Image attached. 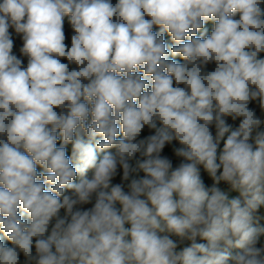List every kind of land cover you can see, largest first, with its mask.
<instances>
[{
    "label": "clouds",
    "instance_id": "9594fccd",
    "mask_svg": "<svg viewBox=\"0 0 264 264\" xmlns=\"http://www.w3.org/2000/svg\"><path fill=\"white\" fill-rule=\"evenodd\" d=\"M252 102L264 0H0V264H264Z\"/></svg>",
    "mask_w": 264,
    "mask_h": 264
},
{
    "label": "trees",
    "instance_id": "16d2710c",
    "mask_svg": "<svg viewBox=\"0 0 264 264\" xmlns=\"http://www.w3.org/2000/svg\"><path fill=\"white\" fill-rule=\"evenodd\" d=\"M112 3L115 4L116 3V0H112ZM206 28H208L209 30V34H210V31L213 27V24L212 22H207L206 25H205ZM155 31H158V28H154ZM10 31L13 33V39H14V48H13V53L16 54L18 56V58L22 59L23 62H24V66L27 65V58L24 57L20 52H19V48L22 47V40H20L19 37L16 36V34L14 33V30L10 29ZM65 34H66V43L69 44L70 46V35H71V29H70V25L68 24V21H67V18H65ZM165 39L166 41L169 43V45L171 46V40H170V37L165 33ZM170 59H176L178 60L179 62H183L181 60V58L179 57H169ZM63 62H66L63 61ZM71 67H75L74 65L71 66ZM214 68V65H209V70L213 69ZM250 107L254 108L256 110V114L258 116V118H260V115H261V111L259 110L258 106L255 104V102H252V104H250ZM228 123L232 125V128L233 130L238 127L239 125V118L233 122L231 120V118H228ZM260 130H262L260 128ZM213 132H214V129H213ZM148 134V130L145 129V131L142 133V137L144 135H147ZM227 136V134H226ZM226 136H225V139H226ZM121 137H122V134H121ZM121 137H117L118 139L121 138ZM85 139H87V137H85ZM97 139H99V137H97ZM95 143V141L93 142V144ZM58 146H59V142H58ZM222 146V144H221ZM68 148V155L70 156L71 155V145H68L67 146ZM109 151H112L114 152L115 149H110ZM167 151V150H166ZM75 163V162H73ZM178 163V161H174V165ZM89 176H91V172L89 173ZM79 177H77V181H78ZM114 182H119V177H117ZM206 183L209 184L210 186V181L206 179ZM90 205L86 206V207H89ZM62 214H63V210H62ZM257 215L259 216V223L256 225V226H264V207H262L259 212L257 213ZM2 235V234H0ZM261 242L264 243V236H261ZM235 251V250H234Z\"/></svg>",
    "mask_w": 264,
    "mask_h": 264
},
{
    "label": "rangeland",
    "instance_id": "374dc122",
    "mask_svg": "<svg viewBox=\"0 0 264 264\" xmlns=\"http://www.w3.org/2000/svg\"><path fill=\"white\" fill-rule=\"evenodd\" d=\"M260 119L261 120H264V113H261ZM231 195H238V193H231Z\"/></svg>",
    "mask_w": 264,
    "mask_h": 264
},
{
    "label": "built area",
    "instance_id": "2783aa9c",
    "mask_svg": "<svg viewBox=\"0 0 264 264\" xmlns=\"http://www.w3.org/2000/svg\"><path fill=\"white\" fill-rule=\"evenodd\" d=\"M262 121H264V120H262ZM261 129L264 130V123H262Z\"/></svg>",
    "mask_w": 264,
    "mask_h": 264
}]
</instances>
